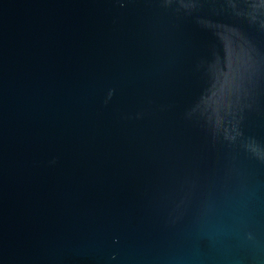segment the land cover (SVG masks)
<instances>
[{
	"label": "water",
	"instance_id": "1",
	"mask_svg": "<svg viewBox=\"0 0 264 264\" xmlns=\"http://www.w3.org/2000/svg\"><path fill=\"white\" fill-rule=\"evenodd\" d=\"M0 264H264V0H0Z\"/></svg>",
	"mask_w": 264,
	"mask_h": 264
}]
</instances>
